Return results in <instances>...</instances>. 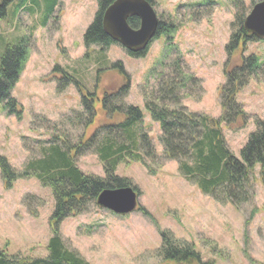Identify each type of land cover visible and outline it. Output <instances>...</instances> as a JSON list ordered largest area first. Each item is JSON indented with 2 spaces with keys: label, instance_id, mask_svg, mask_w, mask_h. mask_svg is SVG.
I'll use <instances>...</instances> for the list:
<instances>
[{
  "label": "rangeland",
  "instance_id": "obj_1",
  "mask_svg": "<svg viewBox=\"0 0 264 264\" xmlns=\"http://www.w3.org/2000/svg\"><path fill=\"white\" fill-rule=\"evenodd\" d=\"M259 1L152 0L157 18L174 25L172 39L166 43V36L160 34L142 57L134 58L116 43L102 50L97 46L86 49L83 35L94 19L97 0H55L53 4L11 0L0 17V58L6 46H16L22 38L28 57L10 92L21 117L8 115L0 102V157L19 174L29 159L40 157L39 147L47 146L51 137L75 144L98 126L112 122L98 104L87 131L73 121V114L82 112L81 94L74 84L58 90L60 75L55 67L69 71L82 84V95L93 93L97 100L128 83L124 102L142 112L141 127L160 156L159 124L149 118L140 95L150 70L163 55L169 60L179 56L183 70L196 80L182 105L188 112L218 119L224 69L238 64L241 56L254 55L264 63L261 39L240 46L229 66L225 64L236 12L246 17ZM116 62L122 72L106 68L96 80L97 69ZM236 102L248 117L246 126L229 129L221 125V131L229 151L238 158L254 130L253 121L264 119V73L236 95ZM74 163L85 175H105L93 153L74 156ZM151 166L154 173L132 161L115 170L117 177L134 187L142 211L117 216L93 205L57 225L51 219L54 200L48 187L30 175L7 186L0 173V251L21 260L45 258L48 240L57 228L65 246L88 264H175L159 255L161 232H168L178 245H191L199 255L200 262L180 264H264V180L259 165L251 177L252 198L239 209L202 194L184 179L175 161Z\"/></svg>",
  "mask_w": 264,
  "mask_h": 264
},
{
  "label": "trees",
  "instance_id": "obj_2",
  "mask_svg": "<svg viewBox=\"0 0 264 264\" xmlns=\"http://www.w3.org/2000/svg\"><path fill=\"white\" fill-rule=\"evenodd\" d=\"M10 1H0V17L5 15V8ZM48 1L53 4L55 0ZM113 1L97 0L96 14L83 35L86 49L97 46L102 50L113 44L101 25L103 12ZM146 1L153 7L152 0ZM244 19L242 12H236L234 23L231 24L229 42L225 47L226 67L240 46L260 40L244 29ZM127 23L132 29L139 25L137 18H129ZM174 29L171 23L158 19L154 38L164 34L166 43H169ZM145 51L128 55L142 57ZM27 57V44L22 38L16 46H6L0 58V102L8 115L17 118L21 117L22 112L16 101L10 97V92L18 81ZM169 58L163 55L140 87V95L149 118L159 124L158 140L162 148L160 156L157 155L149 134L141 127L142 112L124 102L128 83L115 92L103 94L97 100L93 93L84 92L82 95V84L69 71L55 67L54 72L60 75L57 80L58 90L62 91L66 86L74 84L81 94L82 112L74 113L73 121L75 119L87 131L94 123V105L98 104L100 112L112 122L98 126L82 142L75 144L51 137L47 146L39 147L40 157L29 159L19 174L13 172L5 158L0 157L2 180L10 186L17 178L30 175L48 187L54 200L51 216L54 225L68 217L86 213L95 205L97 196L103 190L131 187L127 179L115 175L119 164L131 161L141 163L149 173L155 171L150 167L151 164L158 166L162 162L175 161L184 179L214 201L230 203L236 209L248 203L253 195L251 177L256 165H259L264 180V119L253 121L254 130L248 134L245 144L239 150L238 158L229 151L221 125L229 129H242L246 126L248 117L242 106L236 102V95L251 80L260 78L264 73V63L254 55L241 56L238 64L224 69L225 83L220 87L218 97L221 115L218 119H213L207 115L188 112L182 105L186 96H190L187 89L196 80L183 70L179 56L171 60ZM106 68L122 72L118 62L105 64L104 68L96 70V80ZM86 152L93 153L104 168L103 178L85 175L75 165L74 156ZM52 233L45 258L21 260L0 251V264H88L65 246L57 228ZM161 237L159 255L165 261L175 264L194 260L200 262L198 253L191 245H178L168 232H161Z\"/></svg>",
  "mask_w": 264,
  "mask_h": 264
},
{
  "label": "water",
  "instance_id": "obj_3",
  "mask_svg": "<svg viewBox=\"0 0 264 264\" xmlns=\"http://www.w3.org/2000/svg\"><path fill=\"white\" fill-rule=\"evenodd\" d=\"M137 18L139 25L132 29L127 20ZM101 25L105 35L128 53L145 51L157 33L158 18L146 0H114L103 12ZM253 37L264 39V0L253 5L243 22ZM96 207L117 216L128 215L138 209V194L132 187L106 189L95 200Z\"/></svg>",
  "mask_w": 264,
  "mask_h": 264
}]
</instances>
